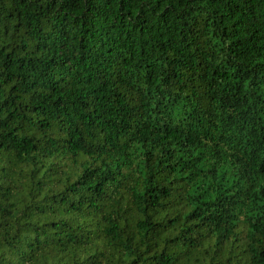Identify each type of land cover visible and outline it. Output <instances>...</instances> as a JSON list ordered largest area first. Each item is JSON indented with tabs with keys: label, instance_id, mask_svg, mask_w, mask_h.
I'll return each mask as SVG.
<instances>
[{
	"label": "trees",
	"instance_id": "obj_1",
	"mask_svg": "<svg viewBox=\"0 0 264 264\" xmlns=\"http://www.w3.org/2000/svg\"><path fill=\"white\" fill-rule=\"evenodd\" d=\"M0 264H264V0H0Z\"/></svg>",
	"mask_w": 264,
	"mask_h": 264
}]
</instances>
